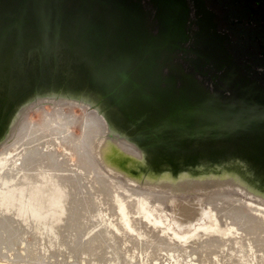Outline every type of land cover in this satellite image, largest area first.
Returning a JSON list of instances; mask_svg holds the SVG:
<instances>
[{
    "label": "water",
    "instance_id": "obj_1",
    "mask_svg": "<svg viewBox=\"0 0 264 264\" xmlns=\"http://www.w3.org/2000/svg\"><path fill=\"white\" fill-rule=\"evenodd\" d=\"M157 5L168 31V3ZM135 26L125 3L0 0V147L33 108L74 106L100 120V173L172 238L205 229L216 197L264 207V89L230 86L224 103L199 94L172 63L185 40Z\"/></svg>",
    "mask_w": 264,
    "mask_h": 264
},
{
    "label": "bare ground",
    "instance_id": "obj_2",
    "mask_svg": "<svg viewBox=\"0 0 264 264\" xmlns=\"http://www.w3.org/2000/svg\"><path fill=\"white\" fill-rule=\"evenodd\" d=\"M51 106L31 130L30 143L0 156V217L21 224L22 231L32 228L40 251L74 254L85 264H264V207L232 195L212 199L213 223L221 233L206 225L192 245L149 225L126 199L118 206L122 218L115 219L89 164L95 162L90 144L100 120L91 113L76 119L64 106ZM74 124L81 126L80 137Z\"/></svg>",
    "mask_w": 264,
    "mask_h": 264
},
{
    "label": "flooded vegetation",
    "instance_id": "obj_3",
    "mask_svg": "<svg viewBox=\"0 0 264 264\" xmlns=\"http://www.w3.org/2000/svg\"><path fill=\"white\" fill-rule=\"evenodd\" d=\"M105 1L115 7L129 6L135 28L145 29L133 31L140 36L185 40L176 47L172 63L191 77L188 81L197 93L224 103L232 96L230 86L264 89V0H164L166 11L172 13L173 28L168 31L159 30V0ZM113 13L116 21H122L120 9ZM196 49L200 57L192 53ZM164 73L169 72L164 69ZM173 75L178 90L183 83L178 73Z\"/></svg>",
    "mask_w": 264,
    "mask_h": 264
},
{
    "label": "rangeland",
    "instance_id": "obj_4",
    "mask_svg": "<svg viewBox=\"0 0 264 264\" xmlns=\"http://www.w3.org/2000/svg\"><path fill=\"white\" fill-rule=\"evenodd\" d=\"M52 107L51 105H39L32 110H30L26 115L24 116L23 120L20 122L19 127L16 131L15 136L13 139H11L9 142L4 144L3 146L0 147V156L6 152L10 151L15 147H20L24 145L25 143H30L28 140L29 134L31 130L34 128L36 129L37 126L43 121L45 118L46 114H51L52 112ZM64 113L67 114H73L74 117L77 119H81L88 115V112H83L81 109L78 107H70V106H64L63 110ZM72 131L75 136H81L83 133L81 132V126L79 124H74L72 125ZM32 134V133H31ZM82 143L84 144V141L81 140ZM83 153V151H82ZM83 155L87 157L84 153ZM89 157V156H88ZM76 158L73 156L69 157V160L71 163H74ZM73 160V161H72ZM89 164L91 166V169L93 171V174L95 176V181L98 182L100 188L104 191L103 193L107 196H105V201L107 203V208L109 209V214L112 215L115 219H121L122 217L120 216L119 212V204L124 203L125 197L118 192L116 186L109 182L104 176L100 173V171L97 168L96 162L90 160ZM77 174H79V171H76ZM124 197V198H123ZM109 199L111 201L109 202ZM2 211V209H0ZM0 211V214H1ZM118 214V215H115ZM1 216V215H0ZM5 216H3L4 218ZM0 217V229H4L5 231L1 230L0 231V264H85V263H79L77 259L75 260V255L71 254L73 256H70V253H66L65 255L61 256L58 253L53 252H44L39 250V247H37V243H35L34 238H32V235H34V230L31 229H24V233L21 230L19 226L20 225H15L17 224L16 222H13L11 224V218H4ZM3 219V220H2ZM6 219H9L10 221H7ZM214 220L213 217L211 218V221L209 222V226H212L208 231H212L211 233H221V226L214 225ZM214 225V226H213ZM18 227V228H16ZM20 228V229H19ZM18 229L19 231H16ZM21 231V232H20ZM207 230H204V232H208ZM17 232V233H16ZM19 232V235H18ZM28 232V233H27ZM202 232V231H201ZM199 232L193 233L183 239V241L187 242V245H192L196 243L197 239L203 238L201 236H197ZM27 235V236H26ZM33 240V241H32ZM32 243V244H30ZM34 247V248H33ZM35 249H38L37 251ZM30 250V251H29ZM33 250V251H32ZM44 253V254H43ZM43 258V259H42ZM135 260V262H134ZM139 259H133V261H130V263H136V264H147L145 261L141 262L138 261ZM179 262V263H178ZM176 262H168V261H158V264H193V262L187 261H178ZM131 263V264H132ZM87 264V262H86ZM92 264V263H91ZM215 264V262H214Z\"/></svg>",
    "mask_w": 264,
    "mask_h": 264
}]
</instances>
